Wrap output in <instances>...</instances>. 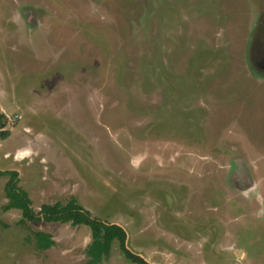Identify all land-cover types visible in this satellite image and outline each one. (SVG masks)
I'll return each instance as SVG.
<instances>
[{
  "label": "rangeland",
  "instance_id": "1",
  "mask_svg": "<svg viewBox=\"0 0 264 264\" xmlns=\"http://www.w3.org/2000/svg\"><path fill=\"white\" fill-rule=\"evenodd\" d=\"M5 170L148 264H264V0H0ZM7 180L0 264H86L89 228L4 210Z\"/></svg>",
  "mask_w": 264,
  "mask_h": 264
},
{
  "label": "trees",
  "instance_id": "2",
  "mask_svg": "<svg viewBox=\"0 0 264 264\" xmlns=\"http://www.w3.org/2000/svg\"><path fill=\"white\" fill-rule=\"evenodd\" d=\"M3 116V115H1ZM1 132V135H7ZM0 176H7L8 180L4 185V192L7 198L4 210L19 209L22 219L30 221L44 220L47 222L70 223L73 226L85 225L90 230L91 240L86 246L88 260L86 264H98L108 257L114 242L119 244L125 256L133 262L148 264L141 256L130 252L126 247L127 234L124 228L115 223H108L91 215L82 207L74 197L62 204L43 203L39 211L32 208V201L27 193L18 185V173L13 170L0 171ZM35 243L38 249H47L54 244L52 237L44 232H35Z\"/></svg>",
  "mask_w": 264,
  "mask_h": 264
}]
</instances>
